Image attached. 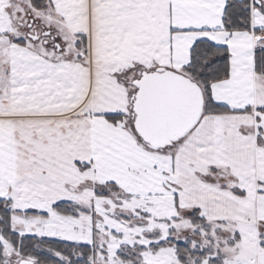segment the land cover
Listing matches in <instances>:
<instances>
[{"label": "snow or ice", "instance_id": "6c2138e0", "mask_svg": "<svg viewBox=\"0 0 264 264\" xmlns=\"http://www.w3.org/2000/svg\"><path fill=\"white\" fill-rule=\"evenodd\" d=\"M0 264H264V0H0Z\"/></svg>", "mask_w": 264, "mask_h": 264}]
</instances>
